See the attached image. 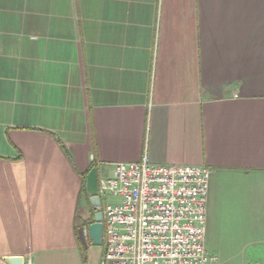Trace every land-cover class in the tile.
<instances>
[{
	"label": "crops",
	"instance_id": "crops-1",
	"mask_svg": "<svg viewBox=\"0 0 264 264\" xmlns=\"http://www.w3.org/2000/svg\"><path fill=\"white\" fill-rule=\"evenodd\" d=\"M145 157L212 169L208 251L264 264V0H0V264H101L87 175Z\"/></svg>",
	"mask_w": 264,
	"mask_h": 264
},
{
	"label": "built area",
	"instance_id": "built-area-1",
	"mask_svg": "<svg viewBox=\"0 0 264 264\" xmlns=\"http://www.w3.org/2000/svg\"><path fill=\"white\" fill-rule=\"evenodd\" d=\"M212 175L205 166L161 165L147 157L117 163L112 176L98 181L101 264H217L205 244Z\"/></svg>",
	"mask_w": 264,
	"mask_h": 264
},
{
	"label": "water",
	"instance_id": "water-1",
	"mask_svg": "<svg viewBox=\"0 0 264 264\" xmlns=\"http://www.w3.org/2000/svg\"><path fill=\"white\" fill-rule=\"evenodd\" d=\"M98 172L96 168H92L86 179V188L90 196L89 201L92 207L96 210L94 222L88 225V235L92 243L96 246H103V213L101 211V199L98 196ZM12 264H23L21 258H11Z\"/></svg>",
	"mask_w": 264,
	"mask_h": 264
},
{
	"label": "rangeland",
	"instance_id": "rangeland-1",
	"mask_svg": "<svg viewBox=\"0 0 264 264\" xmlns=\"http://www.w3.org/2000/svg\"><path fill=\"white\" fill-rule=\"evenodd\" d=\"M100 175V176H99ZM112 176V175H109ZM98 177H102L101 176V171H98ZM211 253V252H210ZM212 255H214L213 253H211ZM216 256V255H214ZM217 257V256H216ZM218 258V257H217ZM217 264H244V262H232V261H222L220 260V258H218V263ZM245 264H263V262H259V261H250V262H245Z\"/></svg>",
	"mask_w": 264,
	"mask_h": 264
},
{
	"label": "trees",
	"instance_id": "trees-1",
	"mask_svg": "<svg viewBox=\"0 0 264 264\" xmlns=\"http://www.w3.org/2000/svg\"><path fill=\"white\" fill-rule=\"evenodd\" d=\"M94 167H95V165H92V168H94ZM92 168H91V169H92ZM84 186H85V187H84V190H85V192L87 193V190H86V181H85V183H84ZM93 222H94V220H91L90 223H93Z\"/></svg>",
	"mask_w": 264,
	"mask_h": 264
}]
</instances>
